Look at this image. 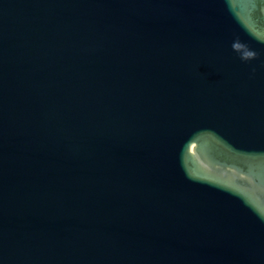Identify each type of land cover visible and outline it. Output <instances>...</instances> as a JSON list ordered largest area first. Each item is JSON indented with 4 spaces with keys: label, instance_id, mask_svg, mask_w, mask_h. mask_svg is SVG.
Segmentation results:
<instances>
[{
    "label": "water",
    "instance_id": "obj_1",
    "mask_svg": "<svg viewBox=\"0 0 264 264\" xmlns=\"http://www.w3.org/2000/svg\"><path fill=\"white\" fill-rule=\"evenodd\" d=\"M0 264H264V0H0Z\"/></svg>",
    "mask_w": 264,
    "mask_h": 264
}]
</instances>
